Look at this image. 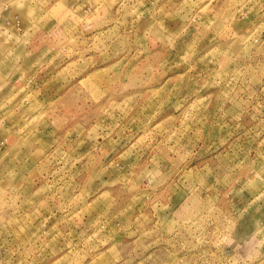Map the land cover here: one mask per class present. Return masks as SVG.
<instances>
[{
  "label": "rangeland",
  "instance_id": "374dc122",
  "mask_svg": "<svg viewBox=\"0 0 264 264\" xmlns=\"http://www.w3.org/2000/svg\"><path fill=\"white\" fill-rule=\"evenodd\" d=\"M0 264H264V0H0Z\"/></svg>",
  "mask_w": 264,
  "mask_h": 264
}]
</instances>
